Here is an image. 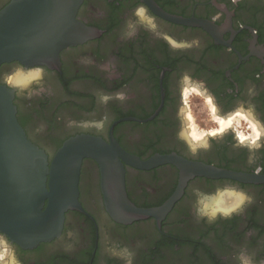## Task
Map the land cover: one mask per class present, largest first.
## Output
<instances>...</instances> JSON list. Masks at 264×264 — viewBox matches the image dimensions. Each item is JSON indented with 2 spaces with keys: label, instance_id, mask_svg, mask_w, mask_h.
Listing matches in <instances>:
<instances>
[{
  "label": "flooded vegetation",
  "instance_id": "1",
  "mask_svg": "<svg viewBox=\"0 0 264 264\" xmlns=\"http://www.w3.org/2000/svg\"><path fill=\"white\" fill-rule=\"evenodd\" d=\"M10 1L0 0V10ZM155 2L163 14L145 0H83L77 18L99 33L65 47L51 65L0 66L27 135L50 160L66 140L87 134L114 137L142 160L176 154L264 175V0ZM18 70L36 76L14 84ZM124 165L127 194L139 207L163 205L181 184L172 161ZM104 182L97 160L85 157L83 210L69 209L61 233L32 248L0 231V261L264 264V182L194 175L164 215L127 223L109 213ZM226 192L241 197L236 206L214 209Z\"/></svg>",
  "mask_w": 264,
  "mask_h": 264
},
{
  "label": "water",
  "instance_id": "2",
  "mask_svg": "<svg viewBox=\"0 0 264 264\" xmlns=\"http://www.w3.org/2000/svg\"><path fill=\"white\" fill-rule=\"evenodd\" d=\"M145 1L163 14L155 0ZM82 2L11 0L0 10V66L14 60L26 67L51 65L59 61L65 47L99 33V29L77 18ZM15 91L0 82V231L23 248L55 238L63 229L65 213L69 209L83 210L78 184L85 157H92L100 164L107 181L103 183L105 189L107 187V209L114 219L124 223L164 215L181 195L183 184L194 175L264 182L261 174L217 168L176 154H158L142 160L127 152L114 137L106 142L87 134L66 140L50 160L20 123L14 103ZM165 161H172L181 168L178 190L161 206H137L126 191L124 163L150 168Z\"/></svg>",
  "mask_w": 264,
  "mask_h": 264
},
{
  "label": "bare ground",
  "instance_id": "3",
  "mask_svg": "<svg viewBox=\"0 0 264 264\" xmlns=\"http://www.w3.org/2000/svg\"><path fill=\"white\" fill-rule=\"evenodd\" d=\"M36 76V71H30V72H23L21 70L16 71L13 75H11L10 80L14 84L18 85H27L30 80ZM189 136V135H188ZM191 141L195 140L199 141V137L195 134H190ZM241 197L239 195H234L233 193L226 192L224 194L218 195L216 198L215 202L213 203L214 209L217 208H230L236 206L238 203L239 199ZM0 243H2V240L0 239ZM0 264H9L7 261H0ZM12 264V263H11Z\"/></svg>",
  "mask_w": 264,
  "mask_h": 264
},
{
  "label": "rangeland",
  "instance_id": "4",
  "mask_svg": "<svg viewBox=\"0 0 264 264\" xmlns=\"http://www.w3.org/2000/svg\"><path fill=\"white\" fill-rule=\"evenodd\" d=\"M10 79V78H9Z\"/></svg>",
  "mask_w": 264,
  "mask_h": 264
}]
</instances>
